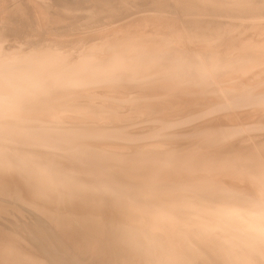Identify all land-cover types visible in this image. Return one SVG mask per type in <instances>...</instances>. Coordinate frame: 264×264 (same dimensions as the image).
I'll return each mask as SVG.
<instances>
[{"label": "bare ground", "instance_id": "6f19581e", "mask_svg": "<svg viewBox=\"0 0 264 264\" xmlns=\"http://www.w3.org/2000/svg\"><path fill=\"white\" fill-rule=\"evenodd\" d=\"M262 147L264 0H0V264H262Z\"/></svg>", "mask_w": 264, "mask_h": 264}, {"label": "snow or ice", "instance_id": "6c2138e0", "mask_svg": "<svg viewBox=\"0 0 264 264\" xmlns=\"http://www.w3.org/2000/svg\"><path fill=\"white\" fill-rule=\"evenodd\" d=\"M262 151H264V147H262ZM235 198L243 199L246 203L255 205L257 203V198L254 195H250L245 192H238L234 194ZM258 205L260 209V223H261V233L262 239H264V165H262L261 170V186H260V195L258 198ZM127 264H144V262H127ZM200 264H224V262L216 259L202 261ZM264 264V262H262Z\"/></svg>", "mask_w": 264, "mask_h": 264}]
</instances>
